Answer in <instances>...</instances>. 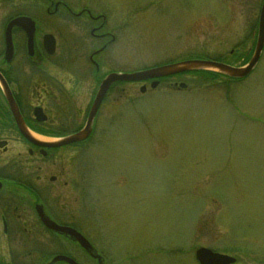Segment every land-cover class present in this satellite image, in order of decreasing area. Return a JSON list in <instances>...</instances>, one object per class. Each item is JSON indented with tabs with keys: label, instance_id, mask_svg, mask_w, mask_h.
<instances>
[{
	"label": "rangeland",
	"instance_id": "374dc122",
	"mask_svg": "<svg viewBox=\"0 0 264 264\" xmlns=\"http://www.w3.org/2000/svg\"><path fill=\"white\" fill-rule=\"evenodd\" d=\"M262 1L0 0V23L20 13L36 19L40 33L54 37L57 59H73L77 74H90L93 96L109 73L183 60L245 65ZM55 3L61 6L48 15ZM81 10L103 16L102 31L114 38L94 58L97 73L89 56L102 44L90 37V21L72 17ZM179 84L186 88L176 91ZM140 85L107 95L94 137L77 149L85 202L61 215L78 216L75 225L104 264H197L199 248L235 264H264V49L240 81L187 74L155 90L148 84L144 94ZM67 161L58 156L57 167L68 170ZM43 243L40 252L95 264L72 243L56 245L47 235Z\"/></svg>",
	"mask_w": 264,
	"mask_h": 264
},
{
	"label": "flooded vegetation",
	"instance_id": "af4514ba",
	"mask_svg": "<svg viewBox=\"0 0 264 264\" xmlns=\"http://www.w3.org/2000/svg\"><path fill=\"white\" fill-rule=\"evenodd\" d=\"M50 7L46 8V13L55 14L50 13ZM63 9L70 13L68 9ZM81 12H84L83 15L76 18L91 22L90 37L98 44L106 45L109 38L102 31V19L95 20L87 12ZM19 16L28 17L20 13L0 23V143L5 144L0 149V264H48L54 256H71L65 252L49 254L47 248L45 252H40L44 249L43 239L46 235L56 245L59 242L69 245L71 242L47 231L37 215L36 207H42L44 214L56 225L83 234L84 231L75 225L78 216L67 218L61 215L60 210L65 212L76 207L80 200L81 203L85 202L88 184L82 181L85 176L76 168L80 156L77 149L94 137L97 117L104 101L112 90L118 91V88L111 87L105 96L95 117L92 133L84 142L56 149L30 143L17 129L6 94L11 97L28 132L41 142L48 143L65 139L83 129L95 93L93 96L87 94L90 74H77L73 59H57V49L54 55L46 53L44 34L40 33V26L32 16H29L34 21L32 55L28 54L27 35L18 28L11 32L13 54L10 57L6 55V28L12 19ZM89 62L94 67V73H97L99 65ZM59 70L62 72L59 73ZM87 95L90 99L85 110L77 112V102ZM13 144L22 147V150H13ZM58 156L68 159V170L57 167ZM48 161L55 162L50 165L55 173L49 170ZM26 208L31 211V216L27 215ZM34 260L36 263H33Z\"/></svg>",
	"mask_w": 264,
	"mask_h": 264
},
{
	"label": "water",
	"instance_id": "95a60500",
	"mask_svg": "<svg viewBox=\"0 0 264 264\" xmlns=\"http://www.w3.org/2000/svg\"><path fill=\"white\" fill-rule=\"evenodd\" d=\"M14 28L21 29L27 35V49H28V54L31 56L32 48H33L34 23L30 18L27 17L15 18L8 24L6 28V46H7L6 55L10 57L13 54L11 32ZM43 46L47 54L49 55L54 54L55 40L51 35L44 36ZM263 47H264V0L262 2L260 14L258 18L257 41H256L254 53L251 59L249 60V62L245 66L241 68H236L209 60H185V61L154 67L133 73H111L107 75L99 85V88L97 90L95 99L92 103L84 128L80 132L70 137L49 143L40 142L39 140L35 139L31 134H29L11 97L8 94H6L5 97L10 106V110L13 114V118L15 120L17 129L19 130L21 135L34 145L56 149V148L69 146L72 144L81 143L90 136L92 132L93 121L97 114V111L105 95L107 94L109 88L115 83H142L146 81H153L150 85V89H155L158 85L157 80L159 79H163L183 73H192V72H208V73L220 75L230 80H242L248 77L256 67L257 63L259 62ZM103 49L104 48L99 50L97 53L102 52ZM178 88L185 89L186 86L180 84ZM145 91L146 88L144 86H142L139 89L140 94H144ZM4 146H5L4 143H0V149L3 148ZM36 212L41 223L47 230L55 234H58L60 236H63L65 238H68L71 242L76 243L92 260L96 261L97 264H104L102 258L97 254V252L88 243V241L84 237H82L79 233H77L75 230H72L70 228L61 227L53 223L44 214L42 207L37 206ZM195 260L198 264H235L236 262L235 258L226 255L217 254L205 248H200L195 251ZM56 263L76 264L73 260L64 256L54 257L49 264H56Z\"/></svg>",
	"mask_w": 264,
	"mask_h": 264
},
{
	"label": "trees",
	"instance_id": "16d2710c",
	"mask_svg": "<svg viewBox=\"0 0 264 264\" xmlns=\"http://www.w3.org/2000/svg\"><path fill=\"white\" fill-rule=\"evenodd\" d=\"M47 1V0H46ZM193 74H195V75H201V76H206V77H211L212 79H218L219 77H218V75H216V74H212V73H204V72H199V73H193ZM163 81V80H162ZM161 81V82H162ZM124 84H116V86H123ZM115 86V85H114Z\"/></svg>",
	"mask_w": 264,
	"mask_h": 264
}]
</instances>
